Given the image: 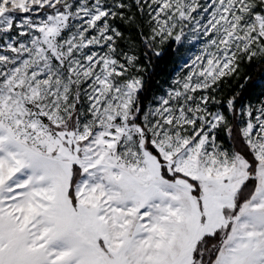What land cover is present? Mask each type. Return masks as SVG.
Segmentation results:
<instances>
[{
    "label": "snow or ice",
    "instance_id": "6c2138e0",
    "mask_svg": "<svg viewBox=\"0 0 264 264\" xmlns=\"http://www.w3.org/2000/svg\"><path fill=\"white\" fill-rule=\"evenodd\" d=\"M0 264H264V0H0Z\"/></svg>",
    "mask_w": 264,
    "mask_h": 264
},
{
    "label": "trees",
    "instance_id": "16d2710c",
    "mask_svg": "<svg viewBox=\"0 0 264 264\" xmlns=\"http://www.w3.org/2000/svg\"><path fill=\"white\" fill-rule=\"evenodd\" d=\"M173 55L171 52L166 53L159 61L158 66L156 68V75L153 77V86L155 87L157 81L166 73L168 65L171 63L173 59ZM250 74L255 78L257 76V72L255 68L249 69Z\"/></svg>",
    "mask_w": 264,
    "mask_h": 264
},
{
    "label": "rangeland",
    "instance_id": "374dc122",
    "mask_svg": "<svg viewBox=\"0 0 264 264\" xmlns=\"http://www.w3.org/2000/svg\"><path fill=\"white\" fill-rule=\"evenodd\" d=\"M198 50V45H194L191 50L190 54L195 55ZM179 70V66L177 65L175 58L172 59L171 63L168 65L166 73L159 79L161 84H166L168 81L171 80L172 76L175 75V72Z\"/></svg>",
    "mask_w": 264,
    "mask_h": 264
}]
</instances>
